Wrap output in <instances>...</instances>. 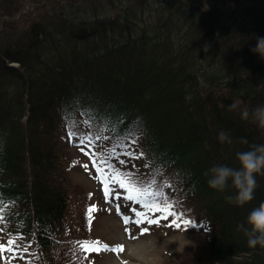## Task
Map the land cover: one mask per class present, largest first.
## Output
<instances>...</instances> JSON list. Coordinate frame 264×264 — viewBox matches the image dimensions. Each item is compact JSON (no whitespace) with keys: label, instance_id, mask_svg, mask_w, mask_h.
Returning a JSON list of instances; mask_svg holds the SVG:
<instances>
[{"label":"trees","instance_id":"1","mask_svg":"<svg viewBox=\"0 0 264 264\" xmlns=\"http://www.w3.org/2000/svg\"><path fill=\"white\" fill-rule=\"evenodd\" d=\"M26 1L0 0V18ZM31 14L24 30L0 19V221L54 261L69 191L53 134L82 118L102 138L137 143L152 175L168 173L202 203L211 264H264V247L237 227L264 203V174L243 207L227 199L231 181L221 192L205 175L238 169V152L264 144L251 117L264 106V59L253 52L264 0H45Z\"/></svg>","mask_w":264,"mask_h":264},{"label":"rangeland","instance_id":"2","mask_svg":"<svg viewBox=\"0 0 264 264\" xmlns=\"http://www.w3.org/2000/svg\"><path fill=\"white\" fill-rule=\"evenodd\" d=\"M39 1L42 3L37 4L36 0H27L24 8L28 7V11L22 12L21 15L18 11L13 19L8 16H5L7 19H0H3V22H14L19 29L24 30L30 24L31 18L34 17V14L31 13L45 3V0ZM56 7L57 2L54 3L53 8ZM3 22L2 25H4ZM2 25L0 21V31ZM58 125H61V130L66 125H70L69 127L72 128L68 136L66 131L64 133H61L60 129L58 131L59 126L53 134L54 145L58 149L61 148L60 163L64 168V173L60 178L57 177V181L69 191V207L67 209V225L63 227L62 234L64 235L58 246L60 249L58 248L54 261L52 260V263L49 264H62L63 249H66L64 261H68V264H79L75 256L72 257L75 248L73 243L71 246L69 245V241L73 239V236L84 231L82 205L87 201V193L89 196L91 195L92 207H95L90 217L93 225L92 232L88 231L87 233L89 236L92 234L94 238L102 240L101 242L113 243L117 247L123 246V250L119 255L114 253L91 254L87 260H85V254H80L78 256L80 264H211L212 260L207 248L209 234L205 225L197 221L203 218L200 215L202 203L194 199L193 196H186L182 192V184L178 180L172 179L168 173L162 171L153 173L154 176H151L150 163L143 152L137 156L138 159L136 157L128 158L124 154L119 157L124 160V167L119 166L121 169H132L133 167L135 170L137 175H134L133 172V176L131 175L132 178L138 180L135 182L142 183L152 180L156 184V179L159 183L167 182V185L162 186L165 188H163L164 192L157 191L161 198L169 199L167 204L172 205L170 211L173 215L165 219L164 214L149 211L141 204L127 200L126 197L129 193L126 189L120 188L119 180L111 177L106 164L99 168L101 169L100 174L96 172L95 168L97 167H93L92 161L95 159V154L99 152L98 147L101 146H98L95 139L91 137L94 135H91V129L84 119L67 118ZM106 143L113 152L122 148V145H126L123 143L113 145L110 144V141H106ZM135 147L138 150L140 148L137 143ZM100 157L102 159V156ZM116 173L120 175L119 172L116 171ZM100 175L113 182L111 195L107 199ZM154 184L151 183L142 196V199L146 197L143 200L149 203L155 198ZM159 206L165 207L166 205L161 202ZM118 209L125 218L127 217V224L125 218L122 221L119 220L118 214H116ZM137 212L143 214L144 218L141 219L140 216H137ZM138 220L140 223H137ZM149 221H159V223H149ZM185 221H189V223L186 224ZM177 223L180 224L179 228L175 226ZM9 240L14 243L9 245ZM0 245L5 246V251L0 252V264H44L47 261L42 259L43 262H41L40 258L38 259V253L30 248L24 238L18 232L12 231L11 233L9 226L2 221H0ZM9 247L12 252L7 251Z\"/></svg>","mask_w":264,"mask_h":264},{"label":"clouds","instance_id":"3","mask_svg":"<svg viewBox=\"0 0 264 264\" xmlns=\"http://www.w3.org/2000/svg\"><path fill=\"white\" fill-rule=\"evenodd\" d=\"M253 52L264 59V37H257ZM191 99V97H187ZM230 108H235L232 104ZM250 116L249 109L245 108L241 113V118L247 120ZM251 117L259 128L264 129V106H257L251 110ZM220 142L231 143L229 134L220 131L218 134ZM239 168L229 167L227 165H214L205 175L208 177L207 184L211 189L223 192L231 181L232 187L236 190L234 196L227 199L237 206L243 207L254 199L257 188L256 177L258 174H264V144L253 145L248 150L237 153ZM238 230H243L248 239L250 247L260 245L264 247V203L251 209L246 217L244 224H239Z\"/></svg>","mask_w":264,"mask_h":264},{"label":"snow or ice","instance_id":"4","mask_svg":"<svg viewBox=\"0 0 264 264\" xmlns=\"http://www.w3.org/2000/svg\"><path fill=\"white\" fill-rule=\"evenodd\" d=\"M128 155H132L131 153H128ZM97 172L98 174H100L101 172V169H97ZM126 176H130L131 174L130 173H126L125 174ZM115 179V177H114ZM103 182V181H102ZM119 186L120 188L122 189H126L127 192L129 193L128 196L126 197L127 200L129 201H134L136 203H139L141 204L142 207L148 209L149 211H155V212H158V213H161V214H164V218L167 219L169 216H172L173 213L170 211V209L172 208V205L171 204H167L166 203V200H163V198L160 197V193L157 192L155 194V198L153 199V201L151 203L145 201L142 199V196L145 194V192L139 188H136L134 186H129L126 181H119ZM111 195V191L110 189L108 188L107 185H105V198L107 199L109 196ZM161 202H164L165 203V207H160L159 204ZM92 209H89V213H91ZM137 216H140L141 219H143V214L137 212L136 213ZM125 223L127 224L128 223V219L127 217L125 218ZM137 223H140V221L138 220ZM149 223H159V221H149ZM175 223V221H174ZM184 223H189V221H185ZM175 226L177 228L180 227V224H175ZM14 242L9 240L8 241V244L11 245L13 244ZM100 242L99 241H96L95 244L98 245ZM82 248L84 251H100V248L99 247H93V246H90L87 242H85L83 245H82ZM105 250L107 251H117V249H109L107 248V246H105ZM119 250L122 251L123 250V246H120L119 247ZM5 251V246L4 245H0V252H3ZM7 251L9 252H12V249L9 247L7 248Z\"/></svg>","mask_w":264,"mask_h":264}]
</instances>
